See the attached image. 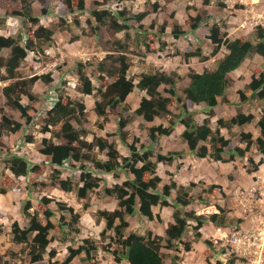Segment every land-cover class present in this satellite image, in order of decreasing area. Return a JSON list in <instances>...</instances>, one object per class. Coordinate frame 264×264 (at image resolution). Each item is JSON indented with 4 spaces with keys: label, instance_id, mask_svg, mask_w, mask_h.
Instances as JSON below:
<instances>
[{
    "label": "rangeland",
    "instance_id": "1",
    "mask_svg": "<svg viewBox=\"0 0 264 264\" xmlns=\"http://www.w3.org/2000/svg\"><path fill=\"white\" fill-rule=\"evenodd\" d=\"M84 10L79 11L76 7L69 12L63 0H50L46 12L42 11V5L38 0H32V14L37 18L34 24L23 17L21 0H0V35L17 36L21 34V44L31 36L32 31L38 26H45L53 31L52 41L43 44L41 50L28 51L27 56L20 62L16 69L14 79L0 80V121L3 116L17 120L21 127L17 132L9 133L3 131L0 135V254L3 262L0 264H126V260L117 263L112 255L115 248V240L112 230L105 231V221L96 215L98 210H113L117 207V200L114 202L105 193L106 187H112L114 180L121 183L128 178L129 172L120 169L118 175L115 173H104L97 171L91 164L85 163L87 171L98 181V187L90 194V206L82 210L83 200L79 199L74 191H62L58 185H52L51 175L54 169L59 170V177L69 178L74 186L78 184L79 173L78 163L68 160L64 166H53L46 162V158L38 151V145L43 137H49L50 133H42L40 129L45 124L48 110L54 105L57 99L63 102L67 98L84 103L85 112L83 122L78 124L72 120L77 128L87 130L83 139L92 141L94 136H99L109 142H115L119 153L125 152L126 143L138 139L137 149L141 146L159 148V152L168 154L177 152L171 165L160 162L157 165L156 173L160 177L158 191L161 192L165 184L174 180L177 185L191 186L189 194L191 203L180 207L181 212H194L195 215L207 216L219 212L218 207L226 211V220L236 222L239 220V207L237 204L238 191L250 184L251 170L248 158L255 162L262 160L264 154L256 149L253 144L251 148L240 156L234 153L236 146L244 147L245 144L237 145L236 134L250 132L253 138L260 136L257 120L264 109V99H259L256 93H252L246 86L253 77L264 79V56L254 50L244 60L230 77L229 86L225 92L224 99H219L218 105L213 109L212 115L207 113V106L204 103L195 104L187 101L183 90L188 84V71L194 69L202 72L204 69H214L220 58L226 54L225 46L212 55L214 44L208 38L210 27L219 23L223 40L245 38L256 43L254 36L257 26L264 27V0H83ZM95 10L122 15L116 17V22L127 23L128 28L116 31L109 24H99L92 17ZM147 11L148 14L138 20L135 16ZM200 17V21L193 29V18ZM174 32L178 35L175 36ZM148 41L149 48L144 47L143 41ZM139 41H142L140 43ZM122 43L126 49L120 50L118 44ZM201 50L206 59L190 57L185 60L186 51ZM124 53L130 66L126 76L134 83L133 91L128 95L122 105L115 109L106 108L105 116H98L95 113V101L100 100L99 88L112 82L104 69L112 67L111 56ZM9 54L7 48L0 49V59L6 58ZM102 67V69H101ZM81 68L90 79L94 90L90 94L81 92V81L78 70ZM160 71L169 75L174 80V89L181 102H174L169 105L175 114H181L183 118L201 124L205 118L209 119V126L216 128L217 119L229 120L238 112L253 114V121L242 126H233L230 130L222 127L223 136L230 138V150L223 154V161L214 160L212 147L207 141H199L198 146L204 145L208 154L205 157L197 156L191 151L183 140L181 133L184 126L178 121L169 135L159 136L158 140L152 141L149 136V128L142 119H136L133 112L137 108L141 98L147 96L146 91L138 86V80L142 73ZM0 73L4 74V68L0 67ZM35 78L31 86V93L34 100L21 95L22 103L33 106V117L26 123L20 113L7 104L3 88L16 79ZM49 77V81H44ZM234 78V80H232ZM164 87L169 85L161 84L159 92L169 96ZM239 92L244 94L240 99ZM182 104H185L187 112L182 111ZM129 111L131 124L124 128L129 135L127 141L119 137L118 119L123 113ZM144 121V120H143ZM152 125L167 126L168 122L163 116L154 119ZM26 135H32L34 142H25ZM127 150L128 147H127ZM128 152V151H127ZM233 153V154H232ZM16 154L25 158L29 165H39L35 172H29L25 176H14L5 167V159ZM94 154L99 158H106L104 153L94 148ZM123 155V154H121ZM72 164L76 165L74 168ZM261 164V163H260ZM106 174V175H105ZM105 176V177H104ZM212 185L219 186L215 195H208ZM45 196L48 202L45 204L41 198ZM170 204L164 206L158 204L153 207V219L134 214L128 216L129 227L125 230L144 234L150 231L153 235L165 236V229L170 222H173L172 212L179 207L175 202V190L167 198ZM29 202L30 213H38L43 216L44 210L52 212L51 220L54 228L49 233V243L44 253L42 262L32 263L27 255L28 249L24 244H15L12 241L11 226L16 221L21 227L27 225L28 219L23 215L22 209ZM65 204L60 207L57 203ZM73 208L80 214L78 233H70L71 222L67 208ZM138 208V204H136ZM159 216V220L155 215ZM61 223V225H60ZM118 223V222H116ZM189 226L182 236V243L176 242L178 250H163L165 253L164 264H225L221 254V248L213 242L216 226L210 221L203 223L200 228L201 237H195L192 226L195 220L188 221ZM105 231V232H104ZM104 232V234H103ZM88 239L95 244L89 255L81 252L71 260L68 259L69 248H77ZM190 245L189 250L184 249V244ZM56 251L53 257L48 252ZM221 260V262H220Z\"/></svg>",
    "mask_w": 264,
    "mask_h": 264
},
{
    "label": "trees",
    "instance_id": "2",
    "mask_svg": "<svg viewBox=\"0 0 264 264\" xmlns=\"http://www.w3.org/2000/svg\"><path fill=\"white\" fill-rule=\"evenodd\" d=\"M42 5V11L46 12L50 0H38ZM22 15L28 21L36 24L37 18L32 14V0H21ZM67 9L72 11L73 7L77 10H84L83 0H63ZM148 14L147 11L141 12L135 17L141 20ZM122 15L106 12L105 10H95L92 12V17L99 24H105L109 19V24L115 28L116 31L125 30L128 24H120L116 22V17ZM200 17L193 18L192 28L194 29ZM208 38L214 44L212 55H214L220 46H225L226 54L217 62L214 69H204L198 72L194 69H189L187 77L188 84L184 88L183 93L187 101L195 104L204 103L208 110L207 113L212 115L213 109L218 105L219 99L225 98L226 89L229 86V73L237 69L244 60L249 56L251 51L264 56V27L257 26L254 36L257 39L253 44L245 38H235L232 40H223L221 33V26L219 23H214L210 29ZM175 36L178 35L174 32ZM53 31L45 26L38 25L30 37L21 44V34L17 36H3L0 35V49L7 48L9 54L6 58L0 59V67L4 68V74L0 73V80L14 79L16 76V69L20 62L27 56L28 51L41 50L43 44L52 41ZM142 43V41H139ZM143 45L146 49L149 48V42L144 40ZM120 50L126 49L122 43L118 44ZM190 57H198L201 60L206 59L202 55L201 50L186 51L184 53L185 60ZM112 67L104 69L108 77L112 78V82L106 84L104 88H99L98 95L100 100L95 101V113L98 116H105L106 108L115 109L125 102L129 93L133 91L134 83L126 76L130 62L124 53L111 56ZM102 69V67H101ZM79 79L81 81V92L90 94L94 90L90 79L86 73L79 68ZM35 78L16 79L10 82L3 88V92L7 99V104L16 109L20 115L25 118L26 123H29L33 117V106L21 102V95H25L29 100H34L31 93V86ZM44 81H49L46 77ZM169 85L164 87V91L169 93V96L162 95L158 87L161 85ZM138 86L146 91L147 96H143L134 110L133 114L141 116L144 120L152 122L156 117L163 116L168 122L167 126L152 125L149 127L148 136L152 141H155L158 136L169 135L175 124L179 121L184 129L181 133L183 140L187 143L191 151H195L197 156L205 157L208 152L207 148L202 145L198 146L199 141L209 140L212 147V157L214 160L223 161V154L229 151L231 140L226 138L221 133V128L224 127L230 130L233 126H242L253 121L254 115L238 112L229 120L223 118L217 119L215 129L209 126V119L205 118L201 124H196L191 120L183 118L181 114H175L169 107L174 102H181V98L177 97L174 89V80L163 72L155 71L142 73L138 80ZM252 93H256L259 99H264V79L262 75L259 78L253 77L246 86ZM240 99H244V94L239 92ZM225 101V99L223 100ZM185 104H182V111L187 112ZM85 112L84 103L67 98L65 102L61 98L57 99L54 105L48 110L45 118V124L40 129L42 133H50L49 137H43L38 145L37 151L46 158V162L53 166H64L68 160L75 164L78 163L79 181L74 186L69 179H62L59 177V170L54 169V174L51 175L50 183L58 185V187L65 192L74 191L75 195L83 200L82 210L85 211L90 206V194L94 188L98 187V181L92 176L90 171L86 170L85 163L91 164L94 169L101 170L107 173L116 170L124 169L132 174V179H127L121 184L116 183L112 187H106L104 193L117 200V207L113 210L101 209L96 215L105 221V231L112 230L114 232L115 248L111 251L114 260L120 263L121 260H126L127 264H164L165 253L163 250L170 251L172 249L178 250L177 243H182V236L189 226V220H195L196 224L192 226L195 237H201L200 228L203 223L210 221L215 226H226L232 222L227 223L226 211L222 207H218L219 212L211 213L207 216L195 215L194 212H181L180 207H185L191 203V196L189 194V186L177 185L174 180L169 184H165L161 190L158 191L160 177L156 173L158 163L162 162L166 165H171L174 157L179 155L177 152H169L164 154L159 152V148L154 150L152 148H145L141 146L137 149L136 143L138 139L134 138L133 142L126 143L129 149V155L123 156L119 153L115 142H109L99 136H94L92 141L83 139L87 135V130L84 128H77L72 124V120L78 124L83 122ZM131 114L129 111L123 113L125 117L118 119V132L121 140L125 141L128 136L124 132V128L130 121ZM260 136L253 138L250 132H240L236 134L238 143H244L245 146L234 148V153L244 156L253 144L256 149L264 154V109L261 112L260 118L257 120ZM21 127V123L17 120L3 116L0 121V135L3 131L14 133ZM25 142H34L32 135H26ZM94 148L98 152L104 153L106 158L100 159L94 154ZM233 154V153H232ZM249 164L253 167L249 172L257 169L262 160L255 162L251 157L248 158ZM5 167L8 168L14 176H25L29 172H35L39 169V165L30 166L28 161L16 154L10 155L4 161ZM76 168L74 164H72ZM219 186L212 185L208 190V195H215ZM172 190H175V202L179 206L172 212L173 222L168 224L165 229V236L153 235L150 231L144 234L137 232L126 233L129 227L128 216L138 214L146 217L149 220L153 219L154 213L152 208L158 204L169 206L170 202L167 200ZM1 194L6 193L5 190L0 191ZM43 203L48 202V198L43 196L41 198ZM138 204V208H136ZM60 207H65V204L57 203ZM30 203L27 202L23 209V215L28 219L27 225L21 227L16 221L11 226L12 241L15 244H24L27 249L29 261L32 263L42 262L44 253L49 243L50 230L54 228V223L51 220L52 212L49 209L43 211L40 216L38 213H30ZM70 214L71 222L75 225L70 226V233L75 234L79 232V227L76 226L79 222L80 214L75 212L73 208H67ZM159 220V216L156 214ZM118 222V223H116ZM61 225V223H60ZM104 231V232H105ZM103 232V234H104ZM184 249L189 250L190 245L185 242ZM96 246L88 239L83 240V244L78 245L77 248H69L68 259L71 260L81 252L89 255L92 249ZM56 251L51 249L48 254L50 257L55 255ZM172 259L171 264H175ZM3 256L0 254V262H3ZM4 264H7L4 262ZM219 264V262L217 263Z\"/></svg>",
    "mask_w": 264,
    "mask_h": 264
},
{
    "label": "built area",
    "instance_id": "3",
    "mask_svg": "<svg viewBox=\"0 0 264 264\" xmlns=\"http://www.w3.org/2000/svg\"><path fill=\"white\" fill-rule=\"evenodd\" d=\"M239 220L217 227L213 242L225 264H264V166L238 191Z\"/></svg>",
    "mask_w": 264,
    "mask_h": 264
},
{
    "label": "crops",
    "instance_id": "4",
    "mask_svg": "<svg viewBox=\"0 0 264 264\" xmlns=\"http://www.w3.org/2000/svg\"><path fill=\"white\" fill-rule=\"evenodd\" d=\"M241 66V65H240ZM240 66L237 68V69H235V70H233L231 73H229V77H233V75H234V73H237L238 72V69L240 68ZM232 80H234V78L232 79ZM130 94V93H129ZM128 94V95H129ZM128 95H127V97H128ZM127 97H126V99H127ZM134 116H136L137 118L136 119H142V122H144V123H146V125L148 126V128L150 127V126H152V124L154 123V120L152 121V122H148V121H146V120H144L141 116H138V115H134ZM132 117V119H130V121L127 123V125L125 126V128H127L130 124H131V122H132V120H134L135 119V117ZM259 119V118H258ZM144 120V121H143ZM127 136H128V138H129V135L127 134ZM227 138V137H226ZM159 139V136L157 137V139L156 140H158ZM125 141H127V139L125 140ZM237 145H242V143H238ZM126 150H125V152H121V154H123V156H128L129 155V150H127V147L125 148ZM118 151H119V145H118ZM128 151V152H127ZM42 155V154H41ZM100 159H102L101 157H100ZM105 159V158H104ZM104 159H102V160H104ZM160 164V163H159ZM158 164V165H159ZM97 171H99V170H97ZM101 171V170H100ZM101 172H104V171H101ZM104 173H107V172H104ZM111 173H115L116 175H118V170H116V171H114V172H111ZM109 174V173H108ZM106 175V174H105ZM129 176L131 177L130 179H132V174H129ZM105 177V176H104ZM129 179V178H128ZM114 183L116 184V183H119V184H121V181L120 180H114ZM110 199H112L114 202L116 201V199H114V198H112V197H110V196H108ZM153 209V208H152ZM110 210V209H109ZM125 263L127 264V261H125Z\"/></svg>",
    "mask_w": 264,
    "mask_h": 264
},
{
    "label": "clouds",
    "instance_id": "5",
    "mask_svg": "<svg viewBox=\"0 0 264 264\" xmlns=\"http://www.w3.org/2000/svg\"><path fill=\"white\" fill-rule=\"evenodd\" d=\"M262 166H264V163H261L259 166H258V168L257 169H255V170H253L252 172H251V176H250V184L252 183V177H253V173L256 171V170H258L260 167H262ZM250 184H248V186L250 185ZM247 187V186H246ZM245 188V187H244ZM218 226H216V228H217ZM215 228V229H216ZM220 262H221V260H220Z\"/></svg>",
    "mask_w": 264,
    "mask_h": 264
}]
</instances>
